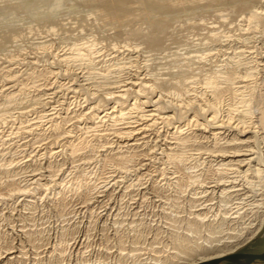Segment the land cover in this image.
I'll return each mask as SVG.
<instances>
[{"label": "rangeland", "instance_id": "374dc122", "mask_svg": "<svg viewBox=\"0 0 264 264\" xmlns=\"http://www.w3.org/2000/svg\"><path fill=\"white\" fill-rule=\"evenodd\" d=\"M10 1L22 0H1V9H11ZM32 1L46 3L45 10H58L59 25L40 23L20 8L14 13L16 20L20 17L16 22L21 35L15 37L19 40L0 47V264L173 263L177 236L190 235L187 223L193 214H216L221 205L217 195L196 196L201 192L197 184L177 190L176 177H198L209 190H218L213 179L219 177L221 150H229V143L239 138L264 154V141L257 143L252 133L240 138L233 130L216 138L217 131H211L215 126L207 131L195 127L192 119L198 109L193 108L183 110L184 119L158 124L127 143L119 135L122 122L100 123L91 108L100 103V111L112 107V101L103 100L110 86L130 80L160 83L165 89L158 88L157 94L163 92L172 100L170 84L181 74L204 92L205 79L214 73L239 68L244 75V68L251 66L257 79L253 110L259 117L264 107V22L249 26L244 17L251 9L264 12V0H203L198 6L207 5L208 11L195 5L188 13L185 0H171L172 20L159 34L157 49L138 35L155 29L145 18L110 26L82 0H66L54 8V0ZM137 1L134 7L142 9L143 0ZM154 1L148 7L150 15L163 7ZM93 42L98 53L93 69L85 61H62L74 46ZM229 97L227 93L221 98L223 107ZM168 106L164 111L173 114L175 108ZM149 110L148 106L142 111ZM220 113V120L226 118L224 110ZM52 123H60L63 130L54 131ZM178 127L183 130L180 135L175 134ZM262 132L257 136H264ZM67 137L81 148L73 153L65 147ZM180 137L188 142L180 145ZM170 153H184L186 167L169 163ZM233 177L240 180L237 174ZM260 188L256 194L263 193ZM248 193L243 189L238 195L251 201ZM253 220L251 215L244 218L247 224ZM263 246L264 230L234 254Z\"/></svg>", "mask_w": 264, "mask_h": 264}, {"label": "bare ground", "instance_id": "6f19581e", "mask_svg": "<svg viewBox=\"0 0 264 264\" xmlns=\"http://www.w3.org/2000/svg\"><path fill=\"white\" fill-rule=\"evenodd\" d=\"M63 1L66 0L52 1L51 2L52 7L50 8H54L53 4L61 7L62 6L61 3ZM82 1L85 4H87L89 7H91L93 9L92 11L95 10L99 15V17L102 18L103 21L110 26L112 25L128 26L141 18H145L148 21V25L154 26L155 29L150 34L143 35L140 33L138 35L143 36L146 43L149 44V46L153 49H157L161 46L159 34L163 32L165 33L166 30L169 28V23L172 20L171 12H173V10L175 9L172 8L170 2L171 0H158V1L156 0L157 2L155 6L161 7L160 4H162L163 7L157 11L153 10L154 12L151 15L150 12L148 11V9L150 8L148 7L152 3H155L154 0H152L154 2L152 1L147 2L145 0L141 1V4L143 6L142 9L139 8L140 6L139 7L136 6L140 10L134 7V3L136 4V2H138L137 0H82ZM202 1L203 0H195V1L185 0L186 2V6H185L186 8H184L185 12L187 13L190 12V10L194 8L195 5L198 6L199 3L204 2ZM11 5H13V7L11 6L12 8L10 7L11 9H8L7 11L6 8L4 9L5 10L4 11L0 7V19L2 20L3 17L5 19V21L2 20L4 22L0 21V47L5 44L7 45L11 42H15V40H19L16 38H19L21 33H20V29L18 28L19 26L17 27L16 21H18L20 17H17L18 19L16 20L14 17V13L16 10L20 8H25L26 10L22 9V11L25 10L29 12L32 15V17H34V19L36 20H39L40 23L50 22L53 23L54 27L55 26L57 27L59 25L58 10H54V9L45 10L46 7L44 5H46V3H41L39 1L34 2L32 0H22L19 1L18 3L16 2V4L14 3ZM199 10L208 11L209 9L207 5H201V7H199ZM194 11L195 10H193V12ZM59 12H61L60 9ZM63 12H65L64 9ZM182 12L184 13V11ZM24 15L26 16V14ZM263 15H264L263 11L251 9L250 13L246 17H244V22L248 23L249 26L255 25L256 27H260L264 22ZM60 17L62 18V16ZM31 19L32 18H30V20ZM19 22L22 21L19 20ZM74 47L75 48L71 49L72 53L64 56L62 61L65 62L71 60L85 61L88 63L91 69H93L92 66L95 65V61L98 59L96 55L98 54L96 53L97 44L95 42L84 43V44H80L79 46L76 45ZM260 65H262V63H260ZM238 69L239 68H237V70L228 71V72H223V70H220L218 73H214V75L207 77L204 82V87H205L204 92L203 91L198 92L199 90L197 91V89L195 88L196 86H194L195 83H189L188 80L184 77V75L181 74L180 75L181 77H179L176 82L173 83L171 82L172 84H170L172 86L171 88L174 90V91L171 90L172 93H170L174 98V99L170 98L172 100H166L167 96L166 94L164 95L163 92L157 94L156 90L158 88L163 89L164 86L161 85L162 88H160L159 87L160 83L157 84L156 82L154 84H151V81H143V80L136 81L133 79L134 81L130 80L124 85L122 84L120 85V83L119 86H115V87L109 85L110 87H113V89L112 91L107 92L105 94L103 100L112 101L114 105L108 109L100 111L102 109L100 107L101 103L97 104L93 108H91L92 109L91 115L100 123L122 122L124 128L119 135L122 136L121 138L127 140V143H130L137 136L144 135L152 131L158 124L167 125L175 122L179 118L184 119L183 110L186 111L189 109L196 108L198 109L197 111L198 113L194 115V119H192V121L197 129L207 131L211 126H215V130L211 129V131L213 132L217 131V133H213V135L216 138L217 135L224 134L225 131L228 130L238 131L240 133L239 135L240 138L242 137L245 138L247 134L252 133L254 134L253 136L254 138L253 137L252 138L258 143L260 140L264 141V136L261 137L257 136L260 131H263L262 133L264 134V107L261 108L258 114L259 117L255 116L253 110V104L256 98L255 97V84L257 80L255 75L256 70L254 67L246 66V68H244L245 74L240 75V73H238ZM107 71L108 69L103 72H107ZM102 76L106 78V74H103ZM172 79L174 78L172 77ZM164 83H165V79H164ZM222 84H226V87L224 88ZM102 87H106V86L104 85ZM227 93L230 96L229 97L230 100L227 103V108H226L222 106L223 101H221V98ZM44 103L45 102H43V104ZM165 105L166 106L169 105L175 108L173 114L169 113L168 111L167 112L164 111L163 106ZM148 106L151 107V110L147 112L142 111L145 110ZM223 110L226 112L225 117L227 119L222 118L223 120H220L219 113L220 111L222 112ZM88 111H86V115ZM235 118H237L236 121H234ZM78 120H82V118ZM199 120H202L203 122H200ZM51 128L56 132H60L63 130V126L60 123H52ZM182 133H183L182 128L178 127L176 129L175 134L180 135ZM179 140L181 143L180 145H184L186 142H188V140H186L185 137L183 138L180 137ZM250 143L252 142H248V140H242L236 138L235 140H232L231 143H229V147H231L229 148V150L226 149L221 150L220 154L217 156L218 159H220V161L217 162V169H216V173L219 175V177L217 179H213V181L217 184V186L219 185L218 190H214L216 186L213 190H209L210 187L204 186L206 185V183L200 180L198 177L190 178L191 181L185 180L186 178L183 176L176 177V181L174 182V187L177 190L184 192V190H186L187 187L193 188L197 184V186L200 187L201 192L197 193L196 196L202 195L203 197L201 198H206L209 195H217L221 199L220 200L221 205H220L219 213L216 214L210 211L212 209L211 207L206 208L210 211V213H213L212 216H209L210 214L209 212L208 213L199 212L197 214L196 213L193 214L194 218L192 220H189L187 223L188 231L190 235L177 236L176 245H175L176 253L174 256L171 257L172 259L171 261L173 262L171 264H202L224 258L226 256L234 254L235 252H238V250L240 249L245 248L250 242H252V240L256 239V237L264 230V199L256 200L257 197H259L260 195L261 197H264V190H261L263 192L261 194L257 193L260 195L257 196L256 194V191L261 189L260 187L264 189V154H261V152H259L260 153L259 154L257 152L255 145H253L254 143H252L254 147L251 148L252 146L250 145ZM245 145L249 146L250 149L247 148L246 150H243L242 147H244ZM64 146L72 150L73 153L81 148V145L75 144L70 137L67 139L66 145ZM167 159L169 163L176 164L180 166V168L186 167L185 162L188 160L187 156L184 153L181 154L170 153L167 155ZM191 159H193V155ZM235 174L239 175L240 180H237L238 177L236 179L233 177V175ZM35 183L37 184L38 182ZM222 183H224V186L221 185L220 187V184ZM231 184L234 185L231 186ZM42 187H47V185L42 184ZM243 189L247 190L250 194H252V197H249L251 199L253 198L251 201L248 199L245 200L243 198L242 199L240 198L238 194L239 191H242ZM248 215L254 217V220L252 222L250 221L249 224H247L244 221V218ZM235 226H239V227L234 229ZM203 234H206V236L203 237ZM191 244L192 246L189 247ZM164 263H166V261Z\"/></svg>", "mask_w": 264, "mask_h": 264}, {"label": "water", "instance_id": "95a60500", "mask_svg": "<svg viewBox=\"0 0 264 264\" xmlns=\"http://www.w3.org/2000/svg\"><path fill=\"white\" fill-rule=\"evenodd\" d=\"M202 264H264V246L259 251H244Z\"/></svg>", "mask_w": 264, "mask_h": 264}]
</instances>
